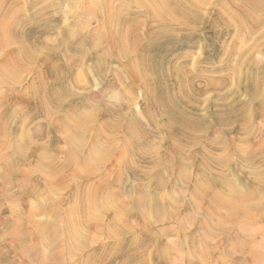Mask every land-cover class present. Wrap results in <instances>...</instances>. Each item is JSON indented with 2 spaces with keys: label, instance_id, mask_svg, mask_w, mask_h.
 I'll return each instance as SVG.
<instances>
[{
  "label": "bare ground",
  "instance_id": "bare-ground-1",
  "mask_svg": "<svg viewBox=\"0 0 264 264\" xmlns=\"http://www.w3.org/2000/svg\"><path fill=\"white\" fill-rule=\"evenodd\" d=\"M134 1L135 6L147 12L149 19L159 21L164 27L177 24L180 30L199 29L207 20L204 12L216 11L215 23L218 27L232 31L230 42L224 44L217 65L220 70L229 69L228 75L210 76L211 79H206L208 82L205 86L197 85L203 79L202 75L196 74L197 62L193 69L190 66L191 60L180 65L174 62L175 59L166 62V56L162 58L160 41L162 38H176L177 34L172 37L170 32L152 31L145 22L136 24L132 16L123 21L121 18L129 11L125 10L120 16L118 10L108 5L103 14L106 19V32L97 37V43H105V47L94 44L86 49L87 40L79 39L77 35L70 36V31L65 28L61 29L58 39L76 40L69 49L78 55L77 61L61 55L55 47L56 40L51 47L49 41L42 37V41L38 42L41 46L32 47L26 42L35 35L31 32L32 28L40 27L44 34L53 31V27L46 22L47 17L43 19V24L41 20L37 21L38 15L46 16L47 10L43 14V10L39 9L31 19L22 20L13 11L12 0H0V59H5L0 63V84L10 86L8 93L11 94L22 83L24 76L36 75V83L22 90L17 97L24 101L29 99L27 96H31L33 102L41 106V112L47 121L58 118L68 150L63 163L45 151L38 156L35 173L33 172V175L38 176V184L35 183V186L43 185L48 202L44 206L39 204L36 212L23 216L18 221L0 220L3 229L0 231L3 232V236L0 235V264L9 262L13 248L18 250L21 257L18 264H26L28 261L35 264H111L120 257L127 242L129 245H136L143 236L142 233L133 235L134 231L127 227L126 222L131 218L142 219L145 227L144 242L139 249L134 248L123 254L124 264H153L154 260L157 264H173L170 254L174 250L181 251L182 264H220L222 259H214L213 249L209 256V250L202 246V243H206V247L211 248V235L218 231L228 240H233V247L239 252L231 255V258H237L231 264H264V239L259 243L254 240L262 228L251 229L254 224L264 223V141L253 145L254 134L249 131L253 120L260 119L264 122V65L255 58L259 51L264 52V47L261 48L258 43L252 47L245 46L256 33L262 40L260 42L264 41V0ZM131 5L133 8L134 4ZM20 11L22 13V8ZM76 20L73 18L72 22ZM25 22L32 24L30 31L23 28ZM143 29L147 33L140 35ZM223 36L221 34L220 38ZM191 45L189 42L184 44L182 48H187L184 55L191 53ZM97 51L102 54L96 56ZM88 60L92 61L93 69L83 67ZM107 61H118L120 70L109 68ZM74 62L79 64V68L85 69L81 75L74 73ZM42 66L47 67V74L54 77L51 83L42 75ZM113 75L117 76V94H112V90L108 89V79ZM94 78L101 83L97 97L92 96ZM170 81H175L174 89L170 87ZM135 83L142 87L143 103L148 104L147 107L152 108L153 112L156 110L164 122V126L157 125L152 129L153 132L149 130L147 123L139 119L141 117L138 118V111L133 110L130 105L138 99L136 93L128 90V86ZM226 88L227 93L221 94ZM206 91V94L213 91L215 95L203 102L199 98ZM110 93V98L124 99L126 103L112 105L113 101L108 98ZM241 95L244 97L240 98ZM201 104L205 105L204 108L212 106L213 109L200 114ZM57 109L62 110L60 114ZM149 118L150 121L153 120V117ZM156 121L155 118L153 125ZM215 125L221 130H218L219 136L208 138L206 146L201 149L202 154L198 155L200 160L197 169L201 173L189 177L185 172L189 168L185 161L186 152L189 150L185 151L186 148L179 143H190L191 136H195L199 145ZM238 131L243 138L238 137L236 142L232 143L225 138L227 134ZM161 132H165L163 136ZM29 134L31 132L10 133L4 117L0 115V166L4 164L3 168L0 167V173L3 174L4 171L3 177H0L4 184L0 193L1 205L7 202L13 205L29 194L28 172H22L23 169L20 170L19 166L24 161L27 151L25 148H38L32 140L34 137H41L42 133L37 128L31 136ZM157 134L162 136L158 140L161 145L165 142V134L169 142L175 139L169 151L172 156L167 160L163 159L166 160L164 165L167 171H179L171 189L178 191L180 187H186L189 181L194 182V196L187 206H177L176 198L163 203L158 193L149 195L143 192L138 195L136 190H132L133 195H127L120 186V177L113 180L102 177L97 182L98 186L90 183L98 175V170L117 155V159L121 161L120 167H123L122 171L138 176V171H142L144 167H139L137 163L146 162L145 152L156 143L149 140L155 139ZM156 138L159 139V135ZM186 147L190 149L192 146ZM155 151L157 153V149ZM106 158L109 160L105 161ZM147 158L149 159L148 156ZM122 171L120 174H123ZM158 171L162 170L157 165V173H154L159 179V183L156 180L157 188L163 189L168 182L162 178L161 173L164 170ZM244 180L246 184L241 189L239 184ZM69 181L80 187L76 184L78 190L73 201H70L73 203L66 208L67 206L59 203V199L68 193ZM16 185L19 186L18 196L9 192ZM200 198L208 199L209 206L206 209ZM251 198H254L253 202H250ZM39 213L50 217L49 221L43 222L42 218L39 219L41 222L37 221V217L41 216ZM107 216L109 219L105 221ZM60 221L62 227L59 226ZM174 221L184 235L188 230L185 229V223L199 221L198 239L192 235L183 237L184 243L180 247L175 242L170 243L164 236L174 229ZM170 222V227L160 228ZM141 227L139 229L142 230ZM154 228L156 229L151 231ZM88 231L101 234L110 245L93 251L92 245L96 240L93 241L94 235L89 236ZM46 234L48 238H44ZM127 236L130 240L125 239ZM186 241L187 244L193 243L189 245L192 250L182 249ZM40 244H43V248ZM44 245L49 250L46 248L47 251L42 252ZM150 247L153 251L147 254ZM85 253L89 255L84 256L83 261L82 256L79 263L73 262L79 254Z\"/></svg>",
  "mask_w": 264,
  "mask_h": 264
},
{
  "label": "rangeland",
  "instance_id": "rangeland-1",
  "mask_svg": "<svg viewBox=\"0 0 264 264\" xmlns=\"http://www.w3.org/2000/svg\"><path fill=\"white\" fill-rule=\"evenodd\" d=\"M12 1L14 2L13 11H16L17 15L20 16V18L22 20L23 19H31V17L35 14V12L37 13L38 12L37 10H39V9L43 10L42 11L43 14H44V11L47 10L46 16L43 17V16H41L42 14L38 15L37 21L40 22V20H41L42 24H43V19L45 17H47L46 22H48V24L53 27V31L51 33H48V34H44L42 28H40V27L32 28V26H31L32 24L25 22V24H24L25 27H23L25 29V31L26 30L30 31V28H32L33 30L31 32L35 33V35L32 37L33 39H27V41H26L29 46L36 47L39 45L38 47H40L41 44L38 42L42 41L41 38L44 37L52 45L51 47H53L54 41L56 40L57 46H55V47L59 50L58 52H60L61 55L63 54L69 58H74L77 61L78 55L69 49V47L73 43H75L76 40H64L63 41V40L58 39V34L62 32L61 29L65 28V29H68L70 31V36L77 35L79 39L87 40V43L85 46L86 49H88V47H92V45H94V44L99 45V47H105V43H103V44H101V42L97 43V41H98L97 37L99 35H102L104 32H106V19H104L103 14L106 11V5H108V6H112L114 9L118 10L120 16H122V14L125 10L129 11V13L127 14L129 16L126 15V16H123L121 18L123 21L125 19L129 20L132 16L134 18V21L136 24H140V22H145V25L150 27L152 31L159 30L160 33L170 32L173 34L172 37L177 34L175 36L176 38L173 37V38H170L169 40L162 38V40L160 41V44H161L160 51L162 52V55H163L162 58L164 56H166V62L167 61L169 62V61H172L173 59H175L174 62H176V64H180V65H182L183 63L187 64V62H189L191 60L190 66H192L193 69H194L195 64L197 62L198 65H197L196 71H198V72L196 74L203 76V79L200 82H198L197 85H199V84L204 85L205 83H207L208 81L206 79H211V78H209L210 76L228 75L227 72H229V69L224 68L223 70H220V69H218L217 65L219 62L218 57L220 55V52H221L224 44L227 42H230V38L232 37V31H229L226 29L223 30L222 28L218 27V24L215 23L217 13L214 10H211V11L208 10V11L204 12V15L207 17V20L204 22L205 24L203 23L202 25H200V27H198L199 29H197V30H195V29L194 30L193 29H189V30L188 29H182V30H180L181 28L177 24L176 25L170 24V25L164 27L161 25V23L159 21H154V20L149 19L147 17L148 14L145 10H143L142 8H140L138 6H135L134 0H12ZM207 1H209V0H207ZM211 1L212 0H210L209 2H211ZM131 4H134L133 8H132ZM20 8H22V13L20 11ZM208 16H209L210 20H209ZM73 18H76L77 20L75 22H72ZM213 25H215V26H213ZM146 29L141 30L140 35H145L147 33ZM256 30L257 29H255V31ZM221 34H224V36L222 38H220ZM189 37H190V39H189ZM240 38L242 39V37H240ZM260 40L261 39L259 37V34L256 33L252 36L250 41H248V43H247L248 45H245V46L252 47L258 43V45H260L261 48H263L264 47V41L260 42ZM52 42H53V44H52ZM186 42H189V44H192L191 49H190L191 53L189 55H184V52L187 51V48L186 47L182 48ZM12 43H14V41L11 42V44ZM237 48L240 49V47H237ZM258 53L259 54L256 53L257 56H255V58L257 57V59H258L256 61L259 62V60H260L259 63L264 65V62H263L264 61V54H263L264 52L259 51ZM101 54H102L101 51H97L96 56L101 55ZM3 61H5V59H3V58L0 59V63ZM76 63L77 62L72 63L74 66L73 70H74V73L76 75H81L80 73L83 70H85L86 68L87 69H93V64H92V61H90V60H88L86 63H84L83 67L85 69H81V67L79 68L78 67L79 64L76 65ZM106 63L109 66V68L120 70L121 65L118 63V61H111V62L107 61ZM40 65L41 64H39V66ZM41 69H42L41 70L42 75L45 77L46 81L51 83L54 80V77L49 76L47 74V72H46L47 67L42 66ZM250 75H252V71L250 72ZM35 76L36 75L32 76V74H27L26 76H24L21 80L22 83L19 84L18 87L16 89H14L11 94L8 93L10 90V88H9L10 86L6 87L7 85H1L0 84V115L4 117L8 131H10V133H15V134L20 133V132H23V133H30L31 132V134H32L34 131L37 130V128H40L41 133H42L41 137H39V138L33 136L34 138L32 141L35 142V145L38 148H35V147L25 148L27 151L25 153L24 161L19 166L20 170L23 169L22 172H25V173L28 172L29 179L27 180V183H28L29 194L25 199L20 200V201H16L15 203H13V205L11 203H8V202L4 203L3 205L0 204V220H2V221H9V220L10 221L11 220L18 221L19 218H22L23 216H28L29 214H31L34 211L36 212L39 204L44 206V203L48 202L46 199V192H45V188L43 187V185L40 184L39 186H35L36 184H38V180L36 182V179L38 176L33 175V172L35 173L34 170H35V165L37 163V158L42 153V151H45L49 155H54L55 157L59 158L60 162L63 163L66 159V153L68 151L67 147L64 143L62 131L59 127L58 118L55 117L53 120H51V122L47 121L46 117L41 112V106L38 103L35 104L33 102V99L31 96H27L31 100H29V99L25 100L24 99V101L20 100L19 99L20 97H17V94H19L22 90H25L26 88L30 87L32 84L36 83ZM116 78H117V76L115 77V75H113V76H110L108 79V85L109 84L110 85L109 86L107 85V86H108V89L112 90V91H110L112 94L113 93L117 94L119 92V88L116 86V81H117ZM170 82H169V84L171 85L170 87L172 89H174L175 81H170ZM94 84L95 85L91 86V88L93 90L92 96L97 97L98 90H99L98 88H100L101 83L98 81V79L94 78ZM132 84H131V86H128V90L132 93L133 92L136 93L138 99L135 102L131 103L130 105L132 106L133 110H135L136 112L138 111L137 112L138 118L141 117L139 119L141 121H143L145 124L147 123L146 125H149L148 128H150L149 129L150 131H152V129L154 130V128L157 125L164 126V124H163L164 122L159 117V114L157 113V111L154 110V112H153L152 108L147 107V106H149L148 104L143 103L144 93H143L141 85L138 83H135L134 85H132ZM154 88H156V85H154ZM227 88H228V86H227ZM227 88H226V90H223L221 92V94L227 93V91H228ZM205 90H206V88H205ZM208 91L205 92L203 97L201 96L202 98L201 97L199 98V99L203 100V102H207V99L213 98V95H215V92H213V91L206 94ZM216 92L218 93V91H216ZM112 94L109 95L108 98H110V96H112ZM243 97H244L243 95L240 96V98H243ZM119 100H116L115 97H112L109 99V101H113V103L110 102V103H112V105L113 104L117 105V103H118V105L126 103L125 102L126 100H124V99L123 100L121 99L120 101ZM203 106H205V105L201 104V107L203 109L202 108L200 109V111H199L200 114L201 113L205 114L207 112H211V110L213 109L212 106L205 107V108ZM60 111H62V110L57 109L58 113ZM196 114H198L197 110H196ZM148 117H153L152 118L153 120L150 121V118L148 119ZM155 118L157 119V121H156L155 125H153V121ZM218 130L221 132V130L218 126H216V125L213 126V128L206 134L207 137L203 138V140L205 139L203 141V143H201L199 145H198V143H196L197 138H195V136H191L193 139L190 138V140H189L190 143L187 141L189 144L186 141H180L179 144L182 145L184 148H186L185 151L189 150L188 152H186L187 154H186V159H185V161L189 167V168L187 167L188 170L185 172L187 174H189V177L190 176L194 177L196 175H199V173H201V171H199L197 169L198 160H200L199 156L202 154L201 149L203 150V147L206 146L205 142L208 140V138H212V137L216 138L219 136L220 133ZM235 130L236 129L234 128V131ZM249 131H250V133L254 134L253 140H252L253 145L259 144V143L264 141V122L262 120H260V119L253 120L251 128L249 126ZM164 133L165 132L162 133V136L164 135ZM31 134H29V135L31 136ZM158 135H159V139L156 138V136H158ZM156 136H155V139L151 140L152 139L151 138L149 140L152 143L156 142L157 144L154 143V146L152 144L151 149H150L152 152L150 150L146 151L149 153L145 152L146 156L144 154V157H146L145 158L146 162H144V163L138 162L137 163V165L139 167L140 166L144 167V168L141 167L142 171H138V176L129 175V174H126L125 171H122L123 167L122 166L120 167L121 161H120V159H117L118 158V155H117V156H115L116 158L115 157L112 158V160L108 161L107 163L104 162L106 164L104 165V167H102L100 170H98L99 171L98 175H96L95 178L90 183H93V184H95V186H98L97 182H99L100 178H102V177L106 176L112 180L120 177V181H119L120 186L125 189L127 195L129 193L130 196H132L133 195V194H131L132 190H136L138 192V195H140L143 192L148 193L149 195H151V194L153 195V193L156 195L158 193L159 198H161L160 201H162L163 203L164 202L166 203V201H168V199L170 200V199L176 198L175 202H176L177 206H180L181 208L187 206L189 201L192 200L193 196H194V192H193V186H194L193 183L194 182L189 181L187 183L186 187L182 186L183 189H181V187H180V190L174 191L173 189H171V185L176 180V176H177L179 171H174V172L167 171L166 170L167 168L165 166L166 160L172 156L169 154L170 153L169 151H170L172 143H173V141H175V139L172 142H169L168 136H167V134H165V136H164L165 142L161 145L160 141H159L160 144L158 143V140H160L162 137L161 134H157ZM238 137L243 138L240 131L235 132V133L230 134V135L227 134V136H225V138H227L232 143L236 142L237 141L236 139ZM218 139L216 141H219ZM223 143L224 142H222L221 144L224 145ZM221 144H217V146L220 147ZM0 146H1V144H0ZM186 146H189V147L192 146V147H190V149H189ZM156 149H157V153L155 151ZM217 152L218 151H216V153ZM221 153L223 156V151ZM226 154H228V153H226ZM187 155H188V157H187ZM6 156H8V153H6ZM147 156L149 157V159L147 158ZM151 156H153V158H151ZM167 156H169V157H167ZM157 158H158V161H157ZM164 158L166 160H163ZM194 158L197 160H195ZM4 159H7V158L4 157ZM107 160H109V158H106L105 161H107ZM152 161H153V164H152ZM156 164L159 166L160 170H162V171L164 170L163 172L162 171H158V172H162L161 173L162 178H165L164 180L165 181L167 180V182H168V185L163 189L157 188L156 180L158 181L159 179L154 174V173H157L156 172V166H157ZM154 165H155V167H154ZM3 166H4V164H2L0 167L3 168ZM162 166H164L163 167L164 169L162 168ZM24 170H26V171H24ZM121 171L123 172V174H120ZM2 173L4 174V171H2ZM3 174H1V176H0L1 178L3 177ZM147 175H149V176L151 175L150 176L151 178L147 177ZM154 177H155V179L153 180L152 178H154ZM1 178H0V193L2 192V186L4 185L1 182ZM116 181H117V179H116ZM245 181L246 180H244L242 184H239V187L241 186L240 187L241 189H243V187L245 186V184H246ZM29 182H30V184H29ZM158 183H159V181H158ZM68 184H69V187L67 189L68 193L61 196L59 199V203L63 204L64 207L67 206L66 208H68V207H70V205H72L73 202H70V201L71 200L73 201V199H74L73 196H75V194L78 190V187H80L77 183H74L73 181H69ZM76 184L78 187L76 186ZM101 184H103V183L101 182ZM18 189H19V186L16 185L12 189H10L9 192L14 194L15 196H18V194H19ZM218 190L219 189H214V191H218ZM241 193H244V192L241 191ZM172 194H174L175 197H173ZM102 199L105 200V198H103V197H102ZM253 200H254V198H251L250 202H253ZM200 201H201V204L204 206L205 209L209 206L208 199L200 198ZM169 211H171V210L169 209ZM184 212L185 211H183V214H184ZM39 215H41V214L39 213ZM173 215H174V213L172 214V216ZM49 218L50 217H48V216H42L41 215L40 217H37V219H38L37 221H40L39 219H41V221L43 220V222H46L47 220L49 221ZM107 218H108V216L106 217L105 221H108L109 218L108 219ZM177 218H179V217H177ZM222 218L224 219L225 217L222 216ZM180 219H181V217H180ZM138 220H139V218H134V219L131 218L128 220V222L130 221V223L128 224V222H126V224H127L128 228L130 227L131 231H134L133 235L134 234L136 235L137 233L143 234L140 242L136 245H129V242H127V246H125L122 253H120V257H118L111 264H124L123 254L128 253V251L131 249H134V248L139 249L141 247V244L144 242L145 227H143L142 219H140L139 221ZM197 223H199V221H196L193 224L191 223L192 225L189 222L185 223L186 224L185 229H188V230L186 231V234L184 235V234H182L181 230L178 229V225H176V223L174 221V225H173L174 229H172L169 233H167L164 236V238L166 240L168 239L170 243L175 242L179 247L181 246V244L184 243L183 237L188 238L190 235H192L198 239L199 235H198V224ZM171 225H172V223L170 222L168 224H163L162 226H160V228L161 229L168 228ZM59 226L60 227L63 226L61 221L59 222ZM140 227L142 228V230L139 229ZM259 227L262 228V231L254 238V240L257 243L261 242L264 239V236H262V234H264V223L263 224H261V223L254 224L253 226H251V229H255V228H259ZM156 228H158V227H156ZM156 228L152 229L151 231L155 230ZM1 229H2V227L0 226V231H1ZM130 229H128V230H130ZM135 230H136V233H135ZM88 234H89V236L94 235L93 241L94 240L97 241V242L94 241L96 243V244L94 243L95 246L92 245L93 251L97 250L96 248H98V250L102 249L104 247V245L105 246L110 245L108 240L106 241V239H104V237L101 234L96 235L95 233H92L89 231H88ZM0 235L3 236V232H1ZM60 235L62 237V233H60ZM96 236H97V238H96ZM211 236H212V238L210 239L211 240V243H210L211 248L206 247L207 246L206 243H204V244L202 243L203 248L209 250V256H211L210 250L213 249V254L215 255L214 259H216V258L222 259L220 264H231L233 260L237 259V258L235 259L234 256H233V258H231V255H234V253H235V255L239 253L233 247V245H234L233 240H231V239L228 240L221 233H219V231L213 232ZM45 237L48 238L47 234L44 236V238ZM49 237H50V234H49ZM147 237L149 238L150 236L147 235ZM129 238L130 237L127 236L125 239H129ZM49 239H51V238H49ZM107 243H109V244H107ZM263 243H264V241H263ZM185 245L182 248L184 251H186L187 249L192 250V248L189 247V245L190 246L193 245L192 242L187 244V241H186ZM40 246H41V248H43L42 247L43 244L42 245L40 244ZM44 246H45V248L43 249V251L41 249L42 252L49 250V247H47L46 245H44ZM46 248H47V250H46ZM12 251H14V252H12ZM152 251H153V248L150 247L147 251L148 252L147 254H149ZM88 253L90 254L91 251ZM85 254L84 255L79 254V256L76 258V260L73 262L76 263V261H77V263H79L80 259H81L80 257H82V256H83V259H81V261H83L84 256L89 255V254H86V255ZM184 254H186V253H184ZM236 257L239 258V256H236ZM85 258H87V257H85ZM16 260H18V261H16ZM20 260H21V257H19V255H18V250L13 248V250L10 251V259H9V262L12 261L13 263L10 262V264H18V262H20ZM182 260L183 259H182V254H181L180 250H176V251L174 250V252H172V255L170 254L171 263L182 264ZM9 262L7 264H9ZM154 262H153V264H157L156 260H154ZM26 264H35V263H30L28 261V262H26ZM151 264H152V262H151Z\"/></svg>",
  "mask_w": 264,
  "mask_h": 264
}]
</instances>
